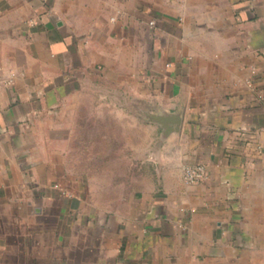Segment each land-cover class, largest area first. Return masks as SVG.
Segmentation results:
<instances>
[{"label":"crops","instance_id":"0c3cea01","mask_svg":"<svg viewBox=\"0 0 264 264\" xmlns=\"http://www.w3.org/2000/svg\"><path fill=\"white\" fill-rule=\"evenodd\" d=\"M0 264H264V0H0Z\"/></svg>","mask_w":264,"mask_h":264},{"label":"built area","instance_id":"2783aa9c","mask_svg":"<svg viewBox=\"0 0 264 264\" xmlns=\"http://www.w3.org/2000/svg\"><path fill=\"white\" fill-rule=\"evenodd\" d=\"M152 25L154 21L150 22ZM208 179L207 167L204 164L186 166L184 169V180L187 184H198Z\"/></svg>","mask_w":264,"mask_h":264}]
</instances>
